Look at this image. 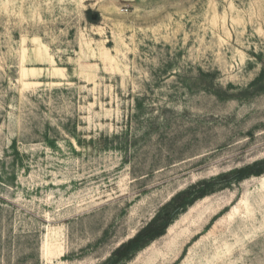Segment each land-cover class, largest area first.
<instances>
[{"label":"rangeland","instance_id":"rangeland-1","mask_svg":"<svg viewBox=\"0 0 264 264\" xmlns=\"http://www.w3.org/2000/svg\"><path fill=\"white\" fill-rule=\"evenodd\" d=\"M263 160L264 0H0V264H105ZM210 190L122 264H264V174Z\"/></svg>","mask_w":264,"mask_h":264},{"label":"trees","instance_id":"trees-1","mask_svg":"<svg viewBox=\"0 0 264 264\" xmlns=\"http://www.w3.org/2000/svg\"><path fill=\"white\" fill-rule=\"evenodd\" d=\"M264 174V160L256 162L251 166L234 170L219 176L216 180L203 181L198 184L199 190L191 194L189 190L180 192L162 207V209L138 231L132 238L120 244L111 254L105 264H122L131 259L138 251L148 246L154 240L162 237L174 218L186 208L190 207L196 200L206 197L211 193L210 187L217 183H225L230 180L240 182L252 176ZM191 197V199H189Z\"/></svg>","mask_w":264,"mask_h":264},{"label":"bare ground","instance_id":"bare-ground-1","mask_svg":"<svg viewBox=\"0 0 264 264\" xmlns=\"http://www.w3.org/2000/svg\"><path fill=\"white\" fill-rule=\"evenodd\" d=\"M58 72H59V71H58L57 69H54V70H53V74H54L55 76H57V77H59ZM25 73H26V72H25V69H22V70H21V76H24Z\"/></svg>","mask_w":264,"mask_h":264}]
</instances>
